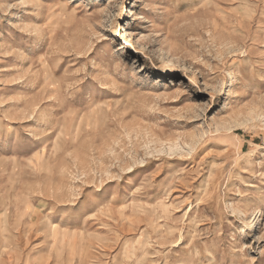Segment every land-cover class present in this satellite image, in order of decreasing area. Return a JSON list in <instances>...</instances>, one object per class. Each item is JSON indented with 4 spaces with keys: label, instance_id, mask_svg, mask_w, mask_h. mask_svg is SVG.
<instances>
[{
    "label": "rangeland",
    "instance_id": "1",
    "mask_svg": "<svg viewBox=\"0 0 264 264\" xmlns=\"http://www.w3.org/2000/svg\"><path fill=\"white\" fill-rule=\"evenodd\" d=\"M0 264H264V0H0Z\"/></svg>",
    "mask_w": 264,
    "mask_h": 264
}]
</instances>
